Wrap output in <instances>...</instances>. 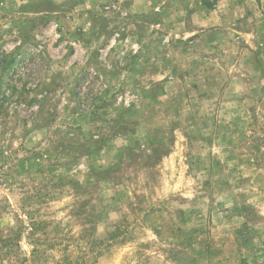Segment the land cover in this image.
Listing matches in <instances>:
<instances>
[{
	"label": "rangeland",
	"instance_id": "obj_1",
	"mask_svg": "<svg viewBox=\"0 0 264 264\" xmlns=\"http://www.w3.org/2000/svg\"><path fill=\"white\" fill-rule=\"evenodd\" d=\"M0 264H264V0H0Z\"/></svg>",
	"mask_w": 264,
	"mask_h": 264
}]
</instances>
